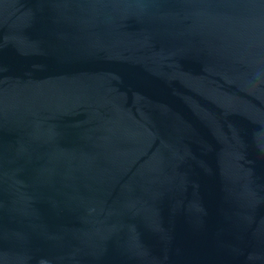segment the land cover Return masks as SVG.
<instances>
[{"label":"water","instance_id":"95a60500","mask_svg":"<svg viewBox=\"0 0 264 264\" xmlns=\"http://www.w3.org/2000/svg\"><path fill=\"white\" fill-rule=\"evenodd\" d=\"M0 264H264V0H0Z\"/></svg>","mask_w":264,"mask_h":264}]
</instances>
